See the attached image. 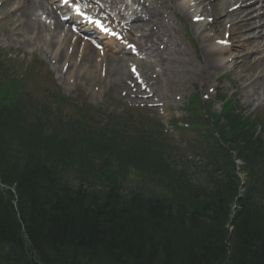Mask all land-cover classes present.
Instances as JSON below:
<instances>
[{
    "label": "trees",
    "instance_id": "trees-1",
    "mask_svg": "<svg viewBox=\"0 0 264 264\" xmlns=\"http://www.w3.org/2000/svg\"><path fill=\"white\" fill-rule=\"evenodd\" d=\"M2 87L0 177L16 192L0 189V264H264V203L253 183L239 197L232 160L224 177L211 166L196 180L174 160L160 131L128 136L118 123L93 134L99 139L89 150L81 148L55 131L38 130L42 119L29 121L20 88ZM224 117L237 131L242 117L232 103ZM211 136V130L203 133ZM251 136L250 130L240 134L247 140L238 147L254 169L264 143ZM9 151L19 156L14 163L4 158ZM209 159L217 161L215 155ZM52 163L56 170L49 173ZM133 170L143 182L128 189ZM91 182L101 187L86 189ZM233 202L238 208L231 232Z\"/></svg>",
    "mask_w": 264,
    "mask_h": 264
},
{
    "label": "rangeland",
    "instance_id": "rangeland-1",
    "mask_svg": "<svg viewBox=\"0 0 264 264\" xmlns=\"http://www.w3.org/2000/svg\"><path fill=\"white\" fill-rule=\"evenodd\" d=\"M15 6L16 3L12 4V7L6 4L4 6H0V48L12 52L13 55H18L21 59H26L29 61V65L27 64V67L24 69V71H26V73L29 71L26 81L29 85L28 88L30 90L29 93L31 96H37L38 99H42L39 95V92L44 88H49L51 85H48V83H51L59 87L63 92L62 94L67 96L72 102V105H67L69 112L70 110L73 111L75 109L73 106L74 102L79 104V106L84 104L82 109L83 114L89 116L92 112L95 119L98 121V115L95 114L91 105L101 108L104 112L113 115L121 114L126 110L129 105L126 103V100H124V98L127 96V84H112L110 83L109 79H100L99 76L92 77L89 74H85L86 71L80 72V61L72 73L63 72L62 75H60L63 61L54 67L55 65L50 63L52 56L48 55L46 51H43L46 46L41 48V46L36 44L27 45L24 44V42H22L20 39H17L15 34L10 32L13 19H3L4 15L9 11V9H13ZM216 8L217 9L214 15L216 20L215 26H219L217 23L218 15L228 11L229 7H226L223 10L221 9L222 5L219 3ZM183 18L188 22L187 18ZM177 23L180 22L177 21ZM189 24L190 26H186L185 29L187 30L189 36L194 37V28L192 27L191 22H189ZM224 29L225 25L220 27V30L217 29L221 36L223 35ZM234 31L239 32L240 28H234ZM196 41L199 42L198 38L194 37V42L196 43ZM191 55L195 58L196 66L200 67L196 71V74L198 71L199 72L192 79L190 77L186 79L187 77L183 78V74L180 73L181 71H178L169 80L170 86L166 81L164 85L166 95L164 97L161 94L164 100L163 102L165 112L163 113L161 110H159V108L155 107L151 109L141 108L145 109L143 112H147L149 116L153 117L154 122L159 121L161 124H163V126L165 125L164 128H168L170 132L173 131V134L170 133L169 135L172 137L175 143L180 142V144H187L188 140L195 136L193 130L177 132L171 125V121L174 119L184 121L185 119L190 118V112L187 111L184 106L185 104L187 105L190 98L194 97L195 95L203 98V94L207 93L211 95L210 101H212L216 100L215 94L218 93L217 91L219 89V92L221 91L222 94L239 99L242 106L244 108H248L249 112L252 114L256 116H264V90L258 85L252 91H247L248 89H244L240 85L243 82L242 76L246 74L242 71V68H247V66L251 64V60H249L247 63H242L239 67L238 64L240 61H235L236 65L233 63L235 66L227 67L224 70H219L216 72V74L208 77L210 71L208 68L201 69V61L196 58V51L194 48ZM31 61H37L36 70H34V68L30 70V67L34 65ZM233 67H235L234 71L231 70ZM127 68L128 67H126V69ZM75 73H77V77L75 78L72 76L71 79L70 76L74 75ZM227 73H229L230 77L228 79L223 78L222 76ZM97 75L100 74L98 73ZM212 87H216L215 93H211ZM213 110L219 111L220 104L215 103ZM199 112L200 114L205 115L206 107H204V105H200ZM99 116L103 118L101 113ZM182 139H186V142ZM180 150L181 153L188 154L191 157V151L189 147L184 148L183 146Z\"/></svg>",
    "mask_w": 264,
    "mask_h": 264
},
{
    "label": "bare ground",
    "instance_id": "bare-ground-1",
    "mask_svg": "<svg viewBox=\"0 0 264 264\" xmlns=\"http://www.w3.org/2000/svg\"><path fill=\"white\" fill-rule=\"evenodd\" d=\"M1 1V0H0ZM118 1L123 0H110V4L112 6H117L119 3H116ZM194 0H182L180 3H178L177 8L181 12H183L185 15L190 14V9L193 6H190ZM231 0H228L227 2L224 1L225 4H228ZM242 2L241 6L238 8L237 12L234 14L224 13L221 15H218L217 23L219 26H216L218 30H220V27L224 26L226 22H224L225 17H233V26L234 28L236 26L242 27V40L238 36V33L235 32L232 29V33L230 34L229 40L232 39V42L230 45L227 46H221L218 43L215 44L213 40H210L209 37L204 35V31L200 32V30L196 31V34L198 35L200 42L205 48V58L204 63L208 66H210L211 70H217L218 67H224L225 64L231 63L228 58L232 59V62H235L236 59H242V61L245 60H252V63L249 66V71H254L255 69H261V73L258 75L257 78L253 74L249 76L250 83L255 82H264V15L262 13H259L261 15H257L256 17L249 18V16L254 13L257 5L261 3L260 10L262 11L264 9V0H253L250 5H245L247 0H238ZM13 4L14 2L12 0H2V4ZM113 3H115L113 5ZM39 9H44V2L43 0H22V3L18 5L15 9H12L10 13H7L4 18L11 20L13 19V24L11 25V32L15 33V36L22 40L24 44L32 45V44H38L47 46L48 48H54V50H50L54 53V58L57 59L58 64L61 62V60L70 61L71 66L68 68L69 72L70 70L73 71V68L76 67V60L78 58H81V68L84 70H87V72L90 73H96L97 70V57L99 51H97L94 46L90 43H85V46L81 49V40L78 38L76 42L73 44L71 50L72 53L69 54V48L68 50L62 48L61 50L56 49L57 41H55L53 38L51 39V36L53 34L54 38L57 37L58 32L53 33L55 30L59 29V32L62 31L64 27V23L57 17L55 10L49 11V15L51 18L54 19V30L51 31L50 27L51 25H47L46 23L52 24L51 21H48L47 19H50L46 17L47 19L43 18L41 14H38L37 11ZM199 11L198 9L193 11L194 14H192L191 18L195 17L196 14ZM161 13V16H163V13L161 10L156 11V18H154V21L158 20L161 16H158V14ZM203 14V13H202ZM257 18L260 20L257 21ZM159 25H164L163 28L166 27L165 23L157 21ZM171 23V22H168ZM203 23V22H201ZM146 25L147 27L150 26L147 23H142ZM157 25V24H156ZM200 27L201 24H197ZM147 32V30H145ZM210 32V30H208ZM212 31V30H211ZM208 32V33H209ZM218 32V31H216ZM215 32V33H216ZM47 33H48V40H47ZM50 33V34H49ZM255 33L254 38H250V34ZM46 35V36H45ZM71 37V34H68ZM234 35V37H233ZM30 36V37H29ZM220 33L218 32L215 37V39H220ZM46 39V40H45ZM69 38H66V40ZM170 41H172L174 44H177L178 41L175 37H170ZM224 39V38H223ZM260 39V40H259ZM46 41V42H45ZM231 41V40H230ZM113 41H107L106 45L113 44ZM249 49H255L256 52L252 56H248L247 51ZM242 53V54H241ZM171 54L173 56H170V61H172L171 66L172 67H178L183 68L185 71H190L189 75H195V68L190 67L191 64V58L190 56H187V52L184 50L178 54H176V50L171 51ZM259 54L260 57L256 56ZM202 55V54H201ZM223 56V58H221ZM221 58V59H220ZM225 58V59H224ZM105 60L107 63V70H106V77L113 81L123 82L125 78L129 76L128 71L124 68V59L116 56L111 52H106ZM170 68V67H168ZM190 69V70H189ZM249 75V74H247ZM246 75V76H247ZM170 79V76H168V80ZM192 79V78H191ZM246 79V80H247ZM110 81V82H111ZM262 89H264V83H262Z\"/></svg>",
    "mask_w": 264,
    "mask_h": 264
},
{
    "label": "snow or ice",
    "instance_id": "snow-or-ice-1",
    "mask_svg": "<svg viewBox=\"0 0 264 264\" xmlns=\"http://www.w3.org/2000/svg\"><path fill=\"white\" fill-rule=\"evenodd\" d=\"M65 2H67V0H65Z\"/></svg>",
    "mask_w": 264,
    "mask_h": 264
}]
</instances>
